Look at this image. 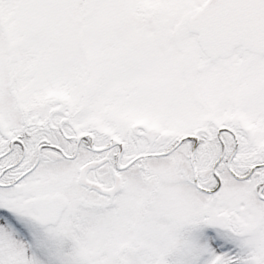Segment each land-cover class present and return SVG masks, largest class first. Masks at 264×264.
Wrapping results in <instances>:
<instances>
[{
    "label": "snow or ice",
    "instance_id": "snow-or-ice-1",
    "mask_svg": "<svg viewBox=\"0 0 264 264\" xmlns=\"http://www.w3.org/2000/svg\"><path fill=\"white\" fill-rule=\"evenodd\" d=\"M0 264H264V0H0Z\"/></svg>",
    "mask_w": 264,
    "mask_h": 264
}]
</instances>
